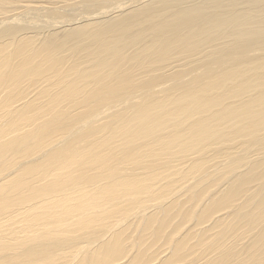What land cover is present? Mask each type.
Listing matches in <instances>:
<instances>
[{
    "label": "bare ground",
    "instance_id": "6f19581e",
    "mask_svg": "<svg viewBox=\"0 0 264 264\" xmlns=\"http://www.w3.org/2000/svg\"><path fill=\"white\" fill-rule=\"evenodd\" d=\"M0 264H264V0H0Z\"/></svg>",
    "mask_w": 264,
    "mask_h": 264
}]
</instances>
